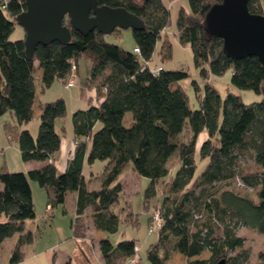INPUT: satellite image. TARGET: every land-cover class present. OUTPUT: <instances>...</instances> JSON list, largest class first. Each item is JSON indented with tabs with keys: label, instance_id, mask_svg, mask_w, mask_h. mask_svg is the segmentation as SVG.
I'll return each instance as SVG.
<instances>
[{
	"label": "trees",
	"instance_id": "obj_1",
	"mask_svg": "<svg viewBox=\"0 0 264 264\" xmlns=\"http://www.w3.org/2000/svg\"><path fill=\"white\" fill-rule=\"evenodd\" d=\"M220 1L187 0L188 8L180 6L177 11L175 36L179 43L189 45L204 80L229 70L234 87L261 98L246 103L229 91L221 97L206 82L196 109L172 85L188 75L185 70L160 66L157 73L151 71L156 42L169 22V4L164 0H98L100 6L123 7L143 20L142 28L131 29L139 54L106 41L97 29L70 28L69 42L40 44L29 56L24 34L16 40L9 38L17 24L15 17L25 9L24 1L9 0L4 8L0 6V116L9 113L16 124L25 126L34 116L36 88L43 92L55 80L66 86L70 64H75L77 72L82 56L91 63L85 85L94 91L95 100L71 114L75 139L61 172L53 157L60 146L55 122L66 114L63 98L41 103L35 136L28 128L17 130L5 124L6 136L17 142L22 161H46L19 172L0 165V244L17 234L8 264L20 262L23 246L32 240L24 228V220L35 216L30 180L45 190L46 206L51 208L62 204L67 192L75 191L70 227L73 238L82 239L86 209L96 230L116 232L120 219L114 207L124 190L125 168L149 180L146 207L148 198L156 195V186L162 188L160 204L148 217L149 224L158 209L162 219L156 241L145 252L149 264H165L174 252L187 258L185 264H215L221 258L225 264L248 261L244 239L236 230L243 226L264 235V67L254 56L227 55L222 40L206 33V14ZM247 7L251 13L264 14V0H247ZM63 24L69 25L67 17ZM184 129L187 139L182 136ZM202 132L205 137L197 144ZM250 153L255 169L239 171L242 182L255 189L256 199L232 185L239 158ZM171 157L177 164L172 166ZM97 160L105 162L100 186L89 189L83 170ZM198 160L206 164L195 174ZM131 214L125 220L136 225ZM98 247L105 264H117L114 259L130 258L136 246L133 240L112 245L101 238ZM204 251L209 257L199 258ZM256 264H264V249L257 253Z\"/></svg>",
	"mask_w": 264,
	"mask_h": 264
},
{
	"label": "rangeland",
	"instance_id": "obj_2",
	"mask_svg": "<svg viewBox=\"0 0 264 264\" xmlns=\"http://www.w3.org/2000/svg\"><path fill=\"white\" fill-rule=\"evenodd\" d=\"M135 1L141 2L142 0ZM165 2L169 4V22L156 42L150 65H159L164 69H183L188 73L185 78L172 85L178 86L185 94L189 107L191 109L199 107V100L204 93L206 82L212 86L221 97L229 91L240 95L242 101L246 103L260 100V94L251 90L234 87L230 82L229 70L225 71L220 76L209 77L205 80L201 77L199 69L194 65L189 45L179 43L175 36L177 11L180 6L185 9L188 8L187 0H165ZM23 34L24 31L22 27L15 24L9 38L16 40L23 37ZM104 38L106 41L117 44L126 50H132L133 48L134 42L130 28H115L105 33ZM167 46L169 47L168 53L165 52ZM77 66L78 68L72 87H66L65 83L62 84L61 81L55 80L43 93H40L38 88H36L34 116L25 126L16 124L17 122L9 113L0 116L1 166L5 165L8 170L19 172L26 171L27 168L31 166L36 168L37 166L35 165L42 162L38 160H21L17 142L7 139L5 124L15 125V129L17 130L29 126L32 129L35 127L37 133L39 100L40 102H48L61 97L66 104V115L62 120V125L64 126L63 131L59 127L60 123L58 120L55 122L56 130L60 134V146L58 151L55 152L53 160L58 172L64 169L67 156L69 155V148L73 149L70 121L72 110H76L78 106H86L88 98H91L92 101L95 102L93 92H91L90 95H88V93L86 94L88 88L85 85V81L91 67L90 60L82 56L78 59ZM187 135V131L184 129L182 132L183 138L187 139ZM251 154L252 153L245 154L239 158L238 171H251L255 169ZM169 161L172 166L177 164L175 157H171ZM26 163L28 164L26 165ZM104 164V161L97 160L89 166L85 165L83 174L89 189L99 188ZM205 164V160H198L195 174L200 172ZM129 170L130 168L124 169V175L122 176L124 179V190L119 197L118 203L114 207V210L116 212L118 211L117 213L120 219L116 232L106 233L96 230L93 226L91 217L88 215L90 210H87L84 219L86 235L85 238L82 239L73 238L72 229L70 227V221L74 217L75 191L67 192L64 202L51 208L46 206L47 195L45 190L41 188L36 181L30 180L29 184L32 192L35 216L24 220V228L31 232L32 240L30 243L23 246V258L16 264H105L98 247L101 238L108 239L112 245L123 240H133L135 246L138 248V260L135 264H149L145 258V252L149 244L156 241L158 227H152L150 232L148 217L152 209L160 204V199L163 194L162 188L160 185L156 186V195L152 198H148V207H146L145 189L149 180L139 175V178L133 175L132 177L127 176ZM235 177L241 180L240 171ZM232 185L252 199H256L255 189L246 185L245 187L237 186L236 180L232 181ZM122 207L124 209L121 210ZM130 212L134 216L131 217L133 222L136 218V225H132L130 220H125L126 215L130 214ZM236 233L243 237V248L248 251L249 258L245 264H256L257 253L264 249V235L243 226L239 227ZM8 238H6V240L4 239L3 243L0 245V264H8L12 249L11 241ZM209 255L210 253L208 251H204L198 255V257L207 258ZM186 261L187 258L184 255L174 252L171 259L165 264H185ZM114 262L117 264H127V258H116Z\"/></svg>",
	"mask_w": 264,
	"mask_h": 264
},
{
	"label": "water",
	"instance_id": "obj_3",
	"mask_svg": "<svg viewBox=\"0 0 264 264\" xmlns=\"http://www.w3.org/2000/svg\"><path fill=\"white\" fill-rule=\"evenodd\" d=\"M16 17L24 31V46L31 56L35 48L57 41L67 43L70 28L97 29L103 34L115 28L140 29L143 20L123 7L98 5V0H24ZM68 18V26L63 20ZM204 29L222 40L223 50L233 58L256 57L264 67V14L248 10L247 0H221L208 10ZM264 91V85H263ZM215 264H225L221 258Z\"/></svg>",
	"mask_w": 264,
	"mask_h": 264
},
{
	"label": "built area",
	"instance_id": "obj_4",
	"mask_svg": "<svg viewBox=\"0 0 264 264\" xmlns=\"http://www.w3.org/2000/svg\"><path fill=\"white\" fill-rule=\"evenodd\" d=\"M8 1L9 0H0V6H1V8H4L6 6V4H7ZM17 1H21V0H17ZM133 52L136 53V54H139L140 53V50H139L138 47H134L133 48ZM141 60H142V62L145 65L146 64L147 65L149 64L148 61L143 60V59H141ZM159 70H160V66L159 65L152 66L151 71L157 73ZM75 76H76V66H75V64L71 63L70 64V68H69V74H68V76L66 78V86L67 87H72L73 86L74 80H75ZM235 180H236L237 186L245 187V184L238 177H235ZM161 223H162V219H161L159 210L158 209H155L152 212V215L150 217L149 231L151 232L152 227H159L161 225ZM137 251H138V248L135 247V253H134L133 256H131L130 258L127 259V264H135L137 262V260H138Z\"/></svg>",
	"mask_w": 264,
	"mask_h": 264
},
{
	"label": "crops",
	"instance_id": "obj_5",
	"mask_svg": "<svg viewBox=\"0 0 264 264\" xmlns=\"http://www.w3.org/2000/svg\"><path fill=\"white\" fill-rule=\"evenodd\" d=\"M165 1V0H164ZM133 48H134V46H133ZM133 48H132V50H133ZM77 68H78V66H77ZM36 74L37 75H39L40 74V69H36ZM89 90V91H88ZM88 90H87V92H86V94L88 93V95H90L91 94V92H93L94 93V91H92V89L91 88H88ZM45 91V90H44ZM43 91V92H44ZM43 92H40V93H43ZM35 97H34V100H33V111H34V102H35ZM88 101H87V105L86 106H78L76 109H86L87 107H88V103L91 101L92 102V99L91 98H88L87 99ZM39 111H38V115H39V112H40V106H41V103L42 102H40V100H39ZM66 105V104H65ZM73 111H75V109H73L72 110V112ZM72 114V113H71ZM66 115V114H65ZM58 120V122L60 123L59 124V127H61V125H62V120H63V118H61V119H57ZM70 121H71V117H70ZM28 124V123H27ZM64 127V126H63ZM28 128V130L30 131V133L33 135V136H35L36 135V130H35V127H33V129L32 128H30V126L29 127H27ZM71 129H72V125H71ZM33 131H35V132H33ZM205 137V133L204 132H202V133H200V135L198 136V144H199V142L201 141V139H203ZM7 139H9L8 138V136H7ZM72 139L74 140L75 139V136H74V134H73V132H72ZM72 154V149H70L69 148V155L67 156V158L70 156ZM67 160V159H66ZM44 163H46V161H42L40 164H38V165H35V166H37V167H39V166H41V165H43ZM28 163H26V165H27ZM66 164V163H65ZM34 166H31V167H28L27 168V170L28 169H31V168H33ZM35 168V167H34ZM65 168V167H64ZM64 170V169H63ZM62 170V171H63ZM126 174V173H125ZM132 175L133 176H136L137 178H139L138 177V175L136 174V172L134 171V170H132V169H130L129 170V172H127V176H130V177H132ZM124 180V179H123ZM0 188H1V184H0ZM87 210L88 209H86L85 210V213L87 212ZM150 233V232H149ZM16 237H17V234H16V236H15V234L14 235H12L11 237H9L8 239H10V241H11V244L13 245L14 244V242H15V239H16ZM6 240V239H5ZM2 243H3V241H2ZM1 243V244H2ZM0 244V245H1ZM12 245H11V247H12ZM11 249V248H10Z\"/></svg>",
	"mask_w": 264,
	"mask_h": 264
}]
</instances>
